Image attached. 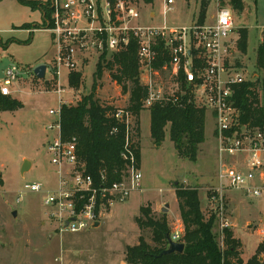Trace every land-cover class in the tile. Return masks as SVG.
I'll return each instance as SVG.
<instances>
[{
    "label": "rangeland",
    "instance_id": "374dc122",
    "mask_svg": "<svg viewBox=\"0 0 264 264\" xmlns=\"http://www.w3.org/2000/svg\"><path fill=\"white\" fill-rule=\"evenodd\" d=\"M134 1L140 12L139 22L149 25L162 24L164 20L168 25L190 24L199 18L201 3L206 7L205 19L209 21L217 6L230 8L235 27L230 38L235 41V47L239 32L247 33L245 53L241 54L236 48L234 54L238 66L247 78L258 75L255 51L264 30V0H174L173 9L165 16L162 0ZM11 10L14 8L9 4H0V79L8 65L18 66L20 75L11 85L9 96L19 100L22 107L0 111V264H127L126 246L137 242L139 235L151 243L150 230H142L135 223L141 208L148 207L154 217L163 214L170 235L177 233L176 239L180 240L183 224L175 196L177 186L197 187L203 212L214 214L211 188L218 184L219 176L232 163L243 168L245 155L225 154L224 160L219 158L214 119L206 112L205 138L198 146L196 160L179 157L169 140L168 130L161 143L151 139L150 114L144 107L138 118L142 190L104 210L95 220L100 222L97 227L78 232H61L56 227L43 203L45 191L55 189L59 181V168L51 163L47 149L48 142L58 133L53 128L57 123L56 115L49 114V110L63 103L76 104L91 92L94 82L96 97L103 104L123 110L128 104V93L122 92L108 68H103L101 77L96 75L97 53L90 54L82 64L78 62V70L73 71L81 74L77 89L68 84V76L73 72L62 69L60 76L53 78L51 62L55 47L50 32L41 24L30 34L13 28L6 18ZM150 12L155 16L150 17ZM111 54L108 53L106 59ZM42 64L46 65V74L44 79H38L33 69ZM58 85L63 92L55 91ZM165 86L172 87L173 83L167 79ZM25 160L31 163V168L21 173ZM33 182L42 183L43 190L25 191L19 196L24 185ZM223 205V217L215 213L212 231L216 240L221 245V222L227 220V228L243 243V256L250 257L262 239L258 228L264 225V198L225 189ZM164 207L166 211H162ZM13 211H16L15 217Z\"/></svg>",
    "mask_w": 264,
    "mask_h": 264
},
{
    "label": "built area",
    "instance_id": "2783aa9c",
    "mask_svg": "<svg viewBox=\"0 0 264 264\" xmlns=\"http://www.w3.org/2000/svg\"><path fill=\"white\" fill-rule=\"evenodd\" d=\"M162 1L165 16L173 9L174 0ZM50 6V20L43 29L50 32L55 47L51 62L53 78H58L62 69L77 71L78 62L84 63L92 53L99 57L104 52L117 53L135 42L140 83L146 89L143 106L149 108L161 102L180 105L187 96L189 102L206 108L213 117L219 158L224 160L225 154L245 155L243 168L232 163L211 188L210 201L215 213L223 217L225 189L264 198V125L242 122L233 99L234 86L254 77L247 78L237 65L235 41L230 38L235 28L230 8L217 6L210 21L194 20L177 26L168 25L165 20L158 25L140 23L134 0H50ZM160 54L168 59L156 67ZM19 75L17 65H8L0 79V93L10 95L11 85ZM166 76L172 87L165 86ZM55 91L61 93L64 89L58 85ZM60 109L61 104L49 110V114L56 115L53 128L58 133L47 146L51 163L59 168V181L55 189L45 191L43 203L61 232H78L92 227L108 207L141 191L142 174L132 155L117 181H107L104 171L96 177L89 173L78 157L75 138L61 137ZM115 117L129 125L131 118L124 110L117 109ZM115 131L114 128L112 132ZM42 187L40 182L25 184L19 196L25 191L40 192ZM228 226V221L222 220L221 239L223 229ZM258 234L264 243V225L258 228ZM171 237L178 241L177 233Z\"/></svg>",
    "mask_w": 264,
    "mask_h": 264
},
{
    "label": "trees",
    "instance_id": "16d2710c",
    "mask_svg": "<svg viewBox=\"0 0 264 264\" xmlns=\"http://www.w3.org/2000/svg\"><path fill=\"white\" fill-rule=\"evenodd\" d=\"M20 4L42 11L44 20L49 21L52 13L50 0H17ZM149 2L151 0H144ZM206 7L201 3L199 18L205 19ZM22 28L30 25L23 24ZM33 27H36L34 25ZM247 47V33L239 32L236 40L237 50L243 54ZM137 45L131 42L122 51L100 55L96 75L101 77L103 68L112 71V78L123 93H128V104L123 110L129 113L130 122L118 120L115 113L118 107L103 104L96 97V84L91 92L83 96L76 104H61L60 133L64 140L75 138L77 154L86 170L96 177L104 171L107 181H117L123 170L127 169L129 156L140 164L139 115L144 109L143 100L146 89L139 80V65L136 58ZM167 55H159L155 66L167 61ZM238 65V61H237ZM257 76L253 80L236 84L233 99L240 112L242 122L252 125H264V30L259 46L255 51ZM113 69L115 71H113ZM79 72L68 76V84L77 89L80 86ZM183 80V76H180ZM182 87L183 83L181 82ZM22 107L19 100L0 93V111H13ZM150 114V137L155 143H161L168 130L169 140L179 157L195 161L198 146L205 138L206 108L197 107L183 98L182 104L154 103L148 108ZM115 132H112L113 129ZM127 142V145H126ZM126 155L127 158H124ZM175 196L178 203L183 233L180 242L184 244L181 253L157 256L167 246L166 236L170 235L166 217L151 215L148 207L141 208V215L135 223L140 229L150 230L151 243L139 235L135 245L126 246L125 260L129 264H264V243H259L254 253L246 260L242 258L243 247L230 228L223 229L221 245L212 231L214 214L205 215L201 208L197 187L177 186Z\"/></svg>",
    "mask_w": 264,
    "mask_h": 264
},
{
    "label": "crops",
    "instance_id": "0c3cea01",
    "mask_svg": "<svg viewBox=\"0 0 264 264\" xmlns=\"http://www.w3.org/2000/svg\"><path fill=\"white\" fill-rule=\"evenodd\" d=\"M38 1H46V0H38ZM3 3H7L14 8L13 11L12 10L8 11L9 13L6 15V18L10 19V21H8L7 24L11 25L15 29H21V30L30 34L33 31V29H36V27H33L34 25H36L38 27L39 24L45 25V23H46V21L44 22L42 11L39 9H31L28 6L20 4L17 0H0V4H3ZM215 10H216V8H215ZM214 14H215V12H214ZM213 15L211 16V19H212ZM154 16H155V13L150 12V17H154ZM204 21H209V20L204 19ZM23 24L30 25V27L29 28H22L21 26ZM30 168H31V163H28V167L26 170H28ZM99 225H100V222H99ZM233 234L235 236L234 231H233ZM236 238H238V237H236ZM240 242H241L242 247H243V243L241 240H240ZM136 243L137 242H135L133 245H135ZM128 246H132V245H128ZM124 256H125V254H124ZM243 257L244 256L242 255V258ZM244 258L243 259L246 260L249 257H244ZM120 263L121 262H119V264ZM127 264H129V263H127Z\"/></svg>",
    "mask_w": 264,
    "mask_h": 264
},
{
    "label": "water",
    "instance_id": "95a60500",
    "mask_svg": "<svg viewBox=\"0 0 264 264\" xmlns=\"http://www.w3.org/2000/svg\"><path fill=\"white\" fill-rule=\"evenodd\" d=\"M34 75L38 79H44L45 74H46V65H38L33 69ZM45 84H48V80H45ZM28 167V161H24V164L21 169V173H23ZM176 183V182H175ZM162 211H166V208H162ZM13 216H16V211H13ZM99 225V222L96 221L92 227H97ZM167 240V246L165 249H163L157 256H162L166 254H171V253H181L184 249V244L180 241L174 240L171 235L166 236Z\"/></svg>",
    "mask_w": 264,
    "mask_h": 264
}]
</instances>
